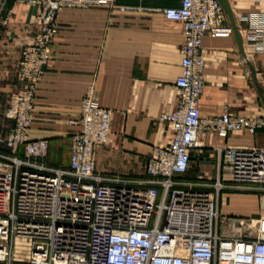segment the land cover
Masks as SVG:
<instances>
[{"label":"built area","instance_id":"built-area-1","mask_svg":"<svg viewBox=\"0 0 264 264\" xmlns=\"http://www.w3.org/2000/svg\"><path fill=\"white\" fill-rule=\"evenodd\" d=\"M26 1L39 6L40 31L22 49L16 74L24 86L11 97L6 114L13 127L0 140L5 150L0 152V264H17V239L32 242L25 264H264V216L252 237L228 235L222 221L232 218L219 210V195L228 186L218 181L214 193L175 188L174 177L188 170L201 133L226 138L264 127V115L250 118L225 109L217 117L201 116L203 40L234 34L232 26L216 23L224 10L219 0H182L180 7L163 11L185 37L175 81L179 102L161 116L174 137L169 147L149 156L144 188L96 174L95 151L110 138L112 112L95 102L92 90L81 102L68 168L47 163V140L29 139L37 86L51 59L60 12L106 0ZM245 19L249 43L264 52V15ZM219 168L237 188L264 190V148L225 147Z\"/></svg>","mask_w":264,"mask_h":264},{"label":"crops","instance_id":"crops-1","mask_svg":"<svg viewBox=\"0 0 264 264\" xmlns=\"http://www.w3.org/2000/svg\"><path fill=\"white\" fill-rule=\"evenodd\" d=\"M182 0H106L85 8L63 9L58 18L51 59L38 83L31 141L47 140V163L68 168L71 138L80 131L81 102L92 90L95 102L112 112L108 143L96 148V174L129 181L144 188L149 177L148 158L156 148L170 146L174 130L161 120L179 102L175 81L181 73L185 37L179 23L168 21L163 11L180 7ZM243 41L241 54L235 35L203 40L206 88L200 98L203 118L220 116L225 109L246 117L264 115V52L249 43L247 16H263L264 0H229ZM6 25L0 27V136L13 127L5 120L17 80L22 49L40 31L39 6L11 0ZM232 26L225 10L216 20ZM257 88V86H256ZM260 94V95H259ZM225 147L264 148V127L250 134L232 132L226 138L214 132L200 134L191 151L188 170L177 174L176 189L214 193L221 181L219 210L224 216H264V190L237 188L219 168ZM0 152H5L3 148Z\"/></svg>","mask_w":264,"mask_h":264},{"label":"rangeland","instance_id":"rangeland-1","mask_svg":"<svg viewBox=\"0 0 264 264\" xmlns=\"http://www.w3.org/2000/svg\"><path fill=\"white\" fill-rule=\"evenodd\" d=\"M15 1L27 3V4H31V5H37L34 3L27 2L26 0H15ZM10 2H11V0H0V27H3L6 25L5 23L7 22V19L9 17L10 12H11ZM254 88L258 89V88H256V86ZM6 113H7V111H6ZM5 118H6L5 120H9L10 124H12V122H11L12 120L7 117V114L5 115ZM3 137H4V135L0 136V140ZM108 141H107V143H108ZM105 144H102V145H105ZM1 148H3V146L0 142V149ZM221 214L223 215V213H221ZM231 218H232V220L224 219L222 221V223H223L222 229H224L223 230L224 233H226L228 235H232V236L252 237L254 235V231H255L254 226H255L256 221H257L256 219H254V218H235V217H231ZM233 219H235V220H233ZM242 219L244 220V224H241L240 220H242ZM31 245H32L31 240L17 239V241L15 243V254H16L15 256H16V263L17 264H25L28 262L30 250H31Z\"/></svg>","mask_w":264,"mask_h":264},{"label":"water","instance_id":"water-1","mask_svg":"<svg viewBox=\"0 0 264 264\" xmlns=\"http://www.w3.org/2000/svg\"><path fill=\"white\" fill-rule=\"evenodd\" d=\"M220 4L222 5L223 9L227 12L230 20H231V23H232V27L234 29V35L237 39V42H238V45H239V49H240V52L241 54L244 56V58L247 60V63L248 65L250 66L253 74H255L254 70H253V67H252V64L250 63V61L248 60V57L244 51V47H243V41H242V38H241V35L239 33V30L237 28V25H236V22H235V19H234V15H233V12H232V9H231V6L229 4V0H219ZM255 84L258 88V91L259 93L261 94V97L263 99V102H264V94L262 92V89L259 85V83L257 82V80L255 81Z\"/></svg>","mask_w":264,"mask_h":264}]
</instances>
